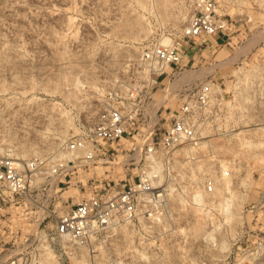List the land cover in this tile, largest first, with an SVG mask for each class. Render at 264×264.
I'll return each mask as SVG.
<instances>
[{"label": "rangeland", "instance_id": "374dc122", "mask_svg": "<svg viewBox=\"0 0 264 264\" xmlns=\"http://www.w3.org/2000/svg\"><path fill=\"white\" fill-rule=\"evenodd\" d=\"M192 2L0 0V156L62 159L65 142L101 111L141 95L147 117L118 143L117 157L77 169L85 192L73 185L53 201L49 190L36 203L15 204L1 191L0 264L20 257L27 264H264L256 247L264 236V0H215L226 24L221 42L217 34L183 37ZM155 45L178 48L177 70L151 74L141 56ZM204 82L212 85L200 145L150 169L144 146L169 126L184 89ZM144 172L162 186L150 217L139 214L84 244L37 240L56 215L89 197L87 185L101 189Z\"/></svg>", "mask_w": 264, "mask_h": 264}, {"label": "built area", "instance_id": "2783aa9c", "mask_svg": "<svg viewBox=\"0 0 264 264\" xmlns=\"http://www.w3.org/2000/svg\"><path fill=\"white\" fill-rule=\"evenodd\" d=\"M193 11L183 32V37L194 42L225 31V22L218 16L215 0H193ZM223 34V33H222ZM143 64L151 67L157 77L166 74L165 69L177 70L181 64V52L175 46L155 45L142 53ZM264 76V65L260 69ZM211 83L198 84L190 91L184 89V103L170 116L169 126L153 135L143 149V159L150 169L163 160H172L179 149L196 148L200 142L199 126L211 97ZM135 91V90H134ZM182 96V95H181ZM130 97H133L131 94ZM146 95L136 103L124 107L122 103L100 112L96 122L68 139L63 147V157L53 161L48 157L19 159L11 152L0 156V203L7 191L15 204L21 199L36 203L39 196L52 191L50 200L65 188L76 186L86 191L81 180H75L77 169H86L95 159H113L119 152L118 143L135 130L133 124L146 122ZM114 145H116L114 147ZM225 176H228L226 173ZM156 176H153L155 178ZM123 180L101 189L87 185L89 197L71 203L68 209L56 215L51 227L38 231V241L54 244L69 241L84 244L111 226L133 221L139 214L151 216V209L158 204L162 186L143 173L134 179ZM209 191L213 186L207 183ZM33 244V242L31 243ZM264 251V236L256 243ZM23 257L14 258L7 264H27Z\"/></svg>", "mask_w": 264, "mask_h": 264}, {"label": "bare ground", "instance_id": "6f19581e", "mask_svg": "<svg viewBox=\"0 0 264 264\" xmlns=\"http://www.w3.org/2000/svg\"><path fill=\"white\" fill-rule=\"evenodd\" d=\"M262 37V36H261ZM167 44V42L165 41V42H162V44ZM253 45V42H251V43H249L248 44V47L250 48L251 46ZM248 49V48H247ZM194 73V72H193ZM196 74V73H195ZM188 76H189V74H188ZM187 76V77H188ZM185 77V76H184ZM183 77V78H184ZM190 77H193V75H191ZM188 79L186 78V81H187ZM190 80H192V79H190ZM181 81V80H180ZM184 81V80H183ZM259 130H260V132H263L264 133V128L262 127H260L259 128ZM244 131V130H243ZM242 132V131H241ZM228 135L230 136V137H232V138H236L237 140H238V142L240 143V144H246V145H248V146H254V144L253 145H251L249 142H247V143H244V140H243V134H241V133H233V132H231V131H229L228 132ZM200 143V142H199ZM205 143V142H204ZM264 144V143H263ZM200 145V144H199ZM258 145V144H257ZM256 145V146H257ZM262 146V148H264L263 147V145H261ZM8 150H10V149H8ZM10 151H12V150H10ZM140 152L141 151H138L137 153H136V155H135V157H136V159L139 157V154H140ZM12 154H14V153H12ZM16 157H18V156H16ZM129 160H131V159H129ZM222 167H224V165L222 164ZM223 173L225 174V171L223 170ZM227 173V172H226ZM144 174L145 175H147L145 172H144ZM228 174V173H227ZM148 176V175H147ZM227 189V188H226ZM160 196H162V193H161V195ZM229 201V200H228Z\"/></svg>", "mask_w": 264, "mask_h": 264}, {"label": "crops", "instance_id": "0c3cea01", "mask_svg": "<svg viewBox=\"0 0 264 264\" xmlns=\"http://www.w3.org/2000/svg\"><path fill=\"white\" fill-rule=\"evenodd\" d=\"M214 41L215 42H221V41H223V39H222L220 34H217V36L215 37ZM92 185L95 186L94 184H92Z\"/></svg>", "mask_w": 264, "mask_h": 264}]
</instances>
